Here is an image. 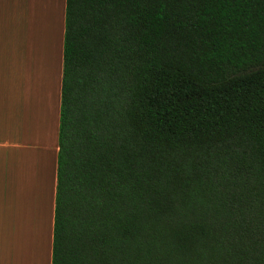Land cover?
<instances>
[{"label": "trees", "instance_id": "1", "mask_svg": "<svg viewBox=\"0 0 264 264\" xmlns=\"http://www.w3.org/2000/svg\"><path fill=\"white\" fill-rule=\"evenodd\" d=\"M52 264H264V0H65Z\"/></svg>", "mask_w": 264, "mask_h": 264}, {"label": "crops", "instance_id": "2", "mask_svg": "<svg viewBox=\"0 0 264 264\" xmlns=\"http://www.w3.org/2000/svg\"><path fill=\"white\" fill-rule=\"evenodd\" d=\"M29 3L47 13L26 42L9 24ZM65 7L0 0V264H52Z\"/></svg>", "mask_w": 264, "mask_h": 264}, {"label": "rangeland", "instance_id": "3", "mask_svg": "<svg viewBox=\"0 0 264 264\" xmlns=\"http://www.w3.org/2000/svg\"><path fill=\"white\" fill-rule=\"evenodd\" d=\"M18 10V14L13 12L11 17L10 28L12 32L17 34V38L25 40L26 42L30 41L28 34L32 31L31 22L44 20V16L47 13V5L44 3H29L27 5H20L17 8L12 9V11ZM2 26H7V21H2ZM15 40V36L13 37ZM23 42V41H22Z\"/></svg>", "mask_w": 264, "mask_h": 264}]
</instances>
